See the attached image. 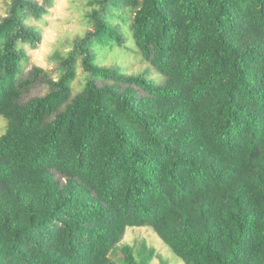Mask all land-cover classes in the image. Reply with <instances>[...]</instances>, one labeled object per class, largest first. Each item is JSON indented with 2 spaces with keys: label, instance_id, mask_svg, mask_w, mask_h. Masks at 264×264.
Listing matches in <instances>:
<instances>
[{
  "label": "trees",
  "instance_id": "16d2710c",
  "mask_svg": "<svg viewBox=\"0 0 264 264\" xmlns=\"http://www.w3.org/2000/svg\"><path fill=\"white\" fill-rule=\"evenodd\" d=\"M52 2L0 18V264H119L118 245L150 264L154 248L121 244L135 226L186 264H264V0H89L58 77H24L43 37L28 16ZM117 6L161 83L95 62L94 40L123 37Z\"/></svg>",
  "mask_w": 264,
  "mask_h": 264
},
{
  "label": "rangeland",
  "instance_id": "374dc122",
  "mask_svg": "<svg viewBox=\"0 0 264 264\" xmlns=\"http://www.w3.org/2000/svg\"><path fill=\"white\" fill-rule=\"evenodd\" d=\"M12 0H0V18L8 12ZM40 4L43 0H36ZM89 0H53L46 11L41 15L30 14L28 22L34 27L39 28L43 33L42 40L35 48L27 47L29 59L24 64V77L28 76L29 71L34 66L43 67L50 72V76L57 78L59 75V60L56 59L57 51L67 53L72 48L75 39L83 37L84 34L93 27L87 23L86 12L93 9L88 6ZM129 6H117L113 10V22L120 25L123 33L122 39L113 35L102 41L94 40L92 44V53L95 62L101 66H113L120 69L124 75L143 74L157 82H162L165 76L158 72L151 64L150 60L145 59L144 55L137 47L129 23ZM78 74L72 83V95H77L83 88L84 82L92 73L86 72L80 61L78 64ZM41 77L44 78V75ZM49 85L45 81H38L26 92L23 99L46 94L49 91ZM8 125L6 117L0 114V134H3ZM57 177H61L56 173ZM145 242L149 247L155 249V254L150 264H163L160 258L167 261L168 264H186L178 257L171 248L148 226L129 227L121 241V244L129 243L136 247L135 253ZM161 256V257H159ZM111 257L119 264H125L122 261L123 253L118 245L111 252Z\"/></svg>",
  "mask_w": 264,
  "mask_h": 264
}]
</instances>
